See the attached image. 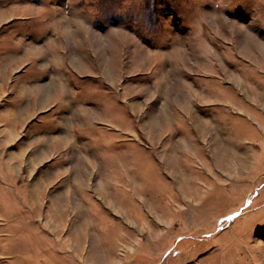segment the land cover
Instances as JSON below:
<instances>
[{"label":"rangeland","instance_id":"obj_1","mask_svg":"<svg viewBox=\"0 0 264 264\" xmlns=\"http://www.w3.org/2000/svg\"><path fill=\"white\" fill-rule=\"evenodd\" d=\"M88 1L100 63L83 76L72 57L55 65L41 32L69 0H0L26 3L16 14L33 25L0 31V72L17 63L14 40L40 50L0 97L2 129H14L0 130V264H91L78 258L88 246L111 264H264V0ZM65 192L58 242L50 203ZM81 219L94 241L68 250Z\"/></svg>","mask_w":264,"mask_h":264},{"label":"crops","instance_id":"obj_2","mask_svg":"<svg viewBox=\"0 0 264 264\" xmlns=\"http://www.w3.org/2000/svg\"><path fill=\"white\" fill-rule=\"evenodd\" d=\"M90 1L91 0H89L87 3H89ZM69 2L72 5V9L68 14L63 13L60 10L49 11L45 13L47 22L45 27L43 28L44 30H41V32L42 31L45 32L46 33L45 36H48L47 37V40L49 39L48 45H50L49 51L55 58V65L57 67L60 66L63 61H68L69 58L72 57V63L76 68H77V64H81L83 65V68H85L80 71L77 69L80 75L87 76V75L95 74L96 71L93 70V67L95 65H98L100 63V60H98V58H95L92 51L97 50L96 48H98V40L95 33H100L101 30L95 26L94 21L90 17L92 15V11L87 12L83 10L84 6L78 5V3L83 2V0H69ZM25 4L26 3H20L18 11L6 10L4 6H0V26L2 24H7L4 27H1L0 31L2 29L7 28V32H13L22 35L24 33V30H27V27H33L32 22L29 24V26L23 24L21 18H24V16L17 15L20 11L25 13V9L21 8L22 6L25 7L26 6ZM39 15H42V13H36L34 17L38 18ZM79 16L81 17V19H86L85 20L86 23L84 21H80ZM28 18L30 19L31 17ZM5 19H9V20L6 22ZM114 31L115 30L113 29H106L104 32L113 33ZM1 38H4V36H0V39ZM16 41L17 40H14L12 47L17 46V48L20 50L18 56L14 57L17 63L13 64L9 62L4 67L2 72H0V97H4L8 95L9 83L13 77L12 74L13 73L17 74L15 80L16 83L17 81H20L21 77L18 76L19 75L18 71L25 65L26 61L29 60L30 57L35 58L40 54V50L37 49V46L30 45L31 44L30 41H27L26 39H22V37L18 42ZM25 41L27 42L26 44ZM110 44H112V40H110ZM114 45L112 47V51H114L113 50ZM70 51L74 52V55L76 54L75 55L76 58H74V55L69 56ZM47 59L48 56H46L45 58V63H43V67L45 64L47 65L48 63ZM106 64L109 67V78H111L112 76L111 73H112L113 74L112 79L115 80L114 76H116L117 74L116 73L117 63L115 62V58L113 57L111 60L108 61L106 59ZM32 81H36V80L33 79ZM44 82L48 84L47 80H44ZM33 92L35 91L34 90L31 91L30 88V94H32ZM48 93H49L48 90L46 89L42 90L40 92L41 97L39 98L47 99ZM1 94H3V96ZM77 113L79 114L81 123L84 126L86 125V123L88 124L94 121V118H89L87 119V121H84V116L82 117L79 111ZM87 127L88 125L84 128L87 129ZM0 130L7 131L14 129L12 127H6L2 129V125L0 124Z\"/></svg>","mask_w":264,"mask_h":264},{"label":"bare ground","instance_id":"obj_3","mask_svg":"<svg viewBox=\"0 0 264 264\" xmlns=\"http://www.w3.org/2000/svg\"><path fill=\"white\" fill-rule=\"evenodd\" d=\"M87 164L86 166V169H89L90 171H93L94 172V166L92 163L90 162H85ZM108 178V177H107ZM180 179V178H178ZM109 186H112V184H108ZM106 186V187H109V186ZM84 187V185H82ZM183 186V185H182ZM183 188V187H182ZM188 188V187H187ZM186 188V189H187ZM182 195V194H181ZM183 196V195H182ZM69 193L65 192L63 193L62 195H60L59 197L56 195L52 198L51 200V203H50V208L51 210L55 209V212H53V216H50L51 219H52V223L50 222V224L47 226V228L51 229L50 231L56 235V237L58 238V242L60 241V237H59V234L61 235V232L63 230H65V225H64V220L66 221L67 220V209L69 207V202H68V198H69ZM70 202L71 203H74L76 205V207H73L71 206V203H70V207L76 211V212H80L78 210V204L75 202L74 199L70 198ZM57 213V214H56ZM54 214L55 217H54ZM162 219H164V217H162ZM75 223H73V226H75ZM139 223L141 224H145L144 221H140ZM146 225V224H145ZM151 226V225H150ZM140 227V226H138ZM75 229H72V232H71V229H70V232H71V235H73L74 237L71 239L69 234H66L64 235V242L63 244H68L67 246H70L72 244V247H75L77 249H80L83 248L85 246H83L84 244V239L86 237H89L90 238V243L92 244L93 241H94V234L92 233L93 232V228L85 221H83L81 219L80 223L78 224V226L74 227ZM119 231H116V229H110L108 231V235H111V239L115 242V241H118L120 242L122 239H126L127 237H123V233H122V229L120 227H117ZM151 230H153L152 233H157L158 232V228L156 226H151ZM157 231V232H156ZM58 234H57V233ZM129 237V236H128ZM132 239V238H130ZM122 244V241L120 242ZM98 244H99V248L100 247V243H99V240H98ZM123 246L125 248V250L128 248V244L127 243H124L123 242ZM114 247L115 249L117 250L118 248L116 247V245L114 244ZM71 248V246L68 248V250ZM102 249V248H101ZM88 253H87V256L88 257H85L83 255H78V258L80 260H82V262L84 261V258L85 260H88L91 264H105L108 263V264H111V261L113 260L114 256L112 255L113 252H111V254L109 255V257L106 258V260L102 259V258H98L96 255H94L92 258L89 257V253H90V247L88 246V249H87ZM102 252V250H101ZM101 257V256H100ZM95 259V260H94Z\"/></svg>","mask_w":264,"mask_h":264}]
</instances>
